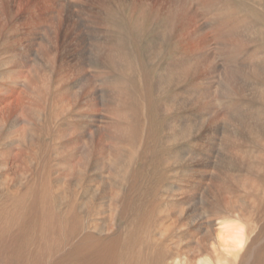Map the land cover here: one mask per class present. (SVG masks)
<instances>
[{"label":"rangeland","instance_id":"obj_1","mask_svg":"<svg viewBox=\"0 0 264 264\" xmlns=\"http://www.w3.org/2000/svg\"><path fill=\"white\" fill-rule=\"evenodd\" d=\"M51 1H0V3L3 2L2 5L0 4V47L3 48L0 50L3 51L0 52V63H4L11 57H14L16 62L23 60L24 57L28 60V62L26 61L27 68L25 70L20 68V76L22 78L24 76V81L11 82L7 86H3L6 90H10L6 93L8 96L2 91L3 88H0V112L3 114H0V120L7 122L5 129L2 130V133L0 132V138H7L9 135L11 138L16 135L19 128L18 125H15V115L20 112L22 105L28 100V97L24 95V90L29 87L30 83L33 85L36 82L37 73L43 68L49 72L51 63L56 61L61 69L58 75L61 74L64 83H66L64 91L61 92V87L58 91L60 93L56 90V83L60 84L55 81L57 75L49 83L48 89L41 91V94H50V109L47 120L43 121L40 114L38 116L41 117V120H38L33 114L30 116H28V113L25 114L32 119L33 126L38 129L39 142L47 145L48 154L56 134L55 132H53L54 134L51 133L52 135L48 134L51 132L50 128L53 120L59 122L58 128L61 131L63 140L59 146L51 150V156H47L45 159L49 163L48 172L51 173L49 196L42 199L43 191L40 182L46 178L40 177L41 172L37 169L39 172L36 170L35 175L37 178H34L38 182L40 181V186L34 188L28 186L31 188H28L30 192L33 191L35 195L28 202L41 200L51 208L54 207L52 209H56L55 214L57 216L66 215L73 218V221H70L71 223L64 224V227L71 231L77 228L80 229L82 226L89 230L91 219L95 217L92 211L97 204L94 201L100 197L101 202L108 206L111 204L108 201L112 198L116 200L119 192L121 199L117 202V205L119 208L118 213L125 216L121 217L123 225L125 221V224L133 228L132 231H135L143 224L141 239L144 242V248L147 250L150 246L149 250L156 251L159 248L155 241L159 240L157 230L159 229L160 214L164 213L174 220L173 210L179 205L184 206L185 201L190 197V193H172L168 189L179 183H182L186 190L194 185L192 176L195 173L191 172V165L182 151L186 155L194 153L195 158L193 161L198 165L205 157L203 152L198 154L200 147L211 145L212 148L214 146L211 153L210 181L208 184L225 182V192L230 194H238L244 188L238 182L246 175L247 165L253 164L256 159L264 158V151L259 150V147L264 146V117H261L264 116V0H180L181 7L178 9L169 4L168 0H80V2L77 0V4L75 0L74 2L73 0H66L67 4L64 3L65 0ZM68 1H71L70 4ZM75 4L76 6H74ZM61 8L63 11L60 10ZM82 10L83 13L80 14ZM59 11H62V13L60 14ZM72 14H75L73 15L74 18ZM193 27L197 28V31ZM183 33L185 34L183 35ZM6 34L10 38L8 41L4 39ZM185 35L188 36L186 40ZM192 47L195 50H193L194 53L191 51ZM2 53L4 54L2 55ZM82 53H85L87 58L78 61L76 57L80 58V54L83 55ZM6 69L10 71L8 66H6ZM16 71H19V69H16ZM39 74V77H41V73ZM85 74L95 78L96 81L91 84H96L104 89L103 96L105 100L102 103L103 105L92 108L94 112L97 111V114L102 117L101 121H103V128L93 137V142H96L97 147L95 146V149L89 147L83 150L85 157L89 156L95 159L97 158V151L100 149L99 163L102 168L97 170L95 167L87 165V168H81L85 172V174H82L81 170L76 167L81 154L76 150L85 140L82 133L85 124L82 118L76 117V114L80 111L87 112L86 108H90L95 104L92 102L83 106L84 102L77 99V97L81 98L86 93L83 90L84 87L78 85L81 83L86 84L85 80L82 79ZM200 76L202 77L200 78ZM234 78L236 82L233 81ZM26 80L29 82L27 83ZM234 84L236 85L234 86ZM21 86H23V89L20 88ZM16 87H19L18 89L22 91ZM80 89H82L81 92ZM14 92L18 93L15 94ZM20 93H23L22 96ZM12 96L14 99L19 98L20 101L17 98L16 101H12ZM33 98L35 103L39 99L37 95H34ZM52 103L57 104L56 108L59 109L63 104L67 105L69 112L62 115L60 120L56 119L57 112L55 110L57 109H53ZM7 104L8 106H6ZM126 112L129 114L128 120L125 118ZM216 112L226 117L218 118L216 116L217 119L215 117ZM51 114L54 115V119L51 118ZM212 114H214V118H212ZM235 114H241L245 120L247 119V122L242 125L244 129L246 128V131L254 130L252 139H249L252 149L246 144L238 147L232 146V143L227 144L226 139H229L227 136L231 135L230 138L235 137L234 134L242 128L234 119ZM193 115H196L191 121L194 136L183 140L189 136V133H184L179 127L175 129L172 124L178 118L185 121ZM228 115H231V120L233 119L232 127H230L232 122ZM227 116L229 121L226 119ZM224 120L229 124H226ZM249 121L251 126L247 128ZM41 123L44 126H40ZM115 123L117 124L115 125ZM126 124L133 125L132 129L135 135L131 131L130 136L126 133ZM209 127L212 128L210 133L208 132ZM59 130L56 129V131ZM147 133L151 135H147ZM140 136L146 138L148 142L140 143ZM42 137L45 139H42ZM174 139H176L175 143ZM9 140L15 150L12 151L13 149L9 146L5 147L4 156H0V203L10 202L9 209L12 212L5 213L3 219H0V264L4 262L21 264L19 257L34 254V249L29 250L27 240L15 242L11 239L10 241L9 236L5 235L6 230L3 228V224L8 215H14V220L10 224V226H14L12 232H17V230L31 232L28 226H32V214L27 215L26 212L22 211L21 206H17V197L13 194L16 183L15 177L19 172V158L17 156L21 150L19 148L20 143L17 144L13 139ZM167 140L172 143L167 144L168 147L165 146ZM98 145L103 146L98 148ZM157 145H160L161 151L158 149L159 147L156 148ZM251 151L252 153H250ZM163 152H170L179 159L176 161L175 157H172L168 160L162 156ZM166 155L171 158L168 154ZM244 157H247V160ZM111 161L115 166L114 170L109 167ZM38 162L41 164L44 161L38 160ZM66 168L68 169L67 172ZM161 169L165 170L163 176L166 180L160 182L161 187L164 188L162 192L148 193L147 190L139 189V186L131 185L132 183H128L131 185L129 187L126 183L116 182V179L125 176H128L127 178L130 180L132 177L143 174H147L145 175L146 182H151L152 179L157 181L158 175H156V172H160ZM193 169L196 173L202 170L200 166L196 168L193 166ZM81 176L84 179L81 186L85 185V188L83 187L80 198L87 200L93 196L92 203L89 202V207H79L78 202L75 200L78 194L70 196V191L65 192L67 195L63 198V187L66 185V180L72 177L74 179L72 183L74 184ZM173 177H176V180ZM253 177L254 179L258 178V181H264V175ZM139 180L138 177L135 184L145 185L143 180ZM4 181L7 183L4 184ZM59 186L61 187L60 190L58 189ZM219 194L215 193L214 189L206 186L200 189V195L203 199L191 203L193 207L190 202H186V207L191 206L194 208L200 217L210 216L213 219L215 216L211 215V212L223 209L220 204L225 197L223 193ZM214 196H216V199ZM69 200H74L76 203V210H78L76 215L78 217L69 214L67 205ZM35 203L34 205L38 204V202ZM111 205L113 206V204ZM203 208L207 211V214ZM90 212L94 216L91 217ZM149 212L150 215H147ZM182 221L187 223L186 218L181 219L180 222ZM65 232V230L60 231L62 236L51 242L53 246H56L58 242L62 245L52 251V254L47 247L38 252L44 260L40 259V264H57L59 259L66 257L67 252L68 254L74 253L73 248L77 247V244H67ZM182 233L184 234L185 231L178 232L176 230L173 235L180 236L183 235ZM17 235L21 236L22 234ZM174 240L176 239H164L158 242L162 243V247L171 248L170 246H173L175 248L181 242L179 243L178 239L176 242ZM40 244L43 245V243ZM20 248L25 249V251L20 253ZM195 249L187 250L184 254L189 264L195 261L194 256L202 250V248ZM174 250L172 251L176 253V250ZM261 252H264V245L259 249L256 259L250 261L249 258L250 262L247 260L246 264H264V255L261 257ZM150 256L151 252L149 253ZM191 258L194 260H191ZM87 259L88 254H83L82 257L79 256L75 259L72 257L70 264H90ZM149 261L151 262L148 259L146 264Z\"/></svg>","mask_w":264,"mask_h":264},{"label":"bare ground","instance_id":"obj_2","mask_svg":"<svg viewBox=\"0 0 264 264\" xmlns=\"http://www.w3.org/2000/svg\"><path fill=\"white\" fill-rule=\"evenodd\" d=\"M75 1H76V4L78 1L80 2V0H78V1L75 0ZM168 1L170 2L169 4H172V6H174L177 9L179 7H181L180 0H168ZM62 2H64V1H62ZM70 2L68 1L69 4H70ZM73 2H74V0H73ZM2 3H0V4L2 5ZM64 3L67 4V1ZM76 4L74 6H76ZM62 5H61V7H62ZM68 6H71V5H68ZM72 6H73V4H72ZM62 8L60 10H62ZM64 8H66V7H64ZM69 8H71V7H69ZM88 10H89V8H88ZM62 11L61 12L59 11L60 14L62 13ZM175 11H176V9H175ZM59 12H57V13L60 16ZM82 13H83V10L80 14H82ZM85 13H86V11H85ZM177 14H179V13H177ZM73 15H75V14H72V16ZM56 16H57V14H56ZM76 17H78V16H76ZM73 18H74V16H73ZM199 27H200V25H199ZM195 30L197 31V28ZM234 31H235V29H234ZM189 32H191V31H189ZM184 34L185 33H183V35ZM199 34H198V36H199ZM191 35H192V33H191ZM186 37H188V36L185 35V40L188 39ZM4 39L7 41L10 40L9 35L6 34ZM192 40H194V39L192 38ZM192 40H190V41H192ZM192 45H194V44H192ZM192 45H190V46H192ZM190 46H189V49H190ZM236 47H238V46H236ZM0 48H1L0 50L3 49L2 47H0ZM186 48H184V49L188 51V49H186ZM182 49H183V47H182ZM195 49H196V47H195ZM193 50H194V48L191 51H193ZM187 51H185V52L187 53ZM194 51H193V53H194ZM0 52H3V51H0ZM3 54L4 53H2V55ZM80 56H81L80 58L76 57V58H78V61H82V60H85L87 58V55L85 53L83 55L80 54ZM90 57H91V55H90ZM11 58H13V59H11ZM11 58L8 59L7 61H5L4 63H0V88H3V86H7L8 83H11V82L15 83L17 81L18 82L19 81L21 82L22 80L24 81V76H23V78L20 76V68L25 70L28 66V64L26 63V61L28 62V60H26L24 57L23 60L21 59L18 62H16L14 57H11ZM6 66L9 67L10 71L6 69ZM189 68H192V67H189ZM16 69H19V71H16ZM60 72H61V69L57 65V62L55 61L54 63H51V65L49 67V72L47 69L43 68L39 72V73H41V77H39V75H40L39 73L36 74V76H37L36 82H34L33 85H32V83H30L29 87H27V89L24 90V95L28 97V100L26 102H24V104L21 107L20 112L15 115V125H18V128H19L16 135L14 137L12 136L11 138L9 135L7 137L8 139L6 137L0 138V156H4V152L6 150L5 147L9 146L11 149H13L12 151L15 150V147L11 146V142L9 139H13V141L17 142V144L20 143V147L19 146L18 147L20 148L21 151L17 156V158H19V160H18L19 172L16 174V177H15L16 183L14 185L15 189H14L13 194H15L17 197L16 198L17 199V206H21L22 211L26 212L27 215L30 213L32 214V218H31L32 219V226H28V228L31 230V232H25V230L24 231L23 230L22 231L17 230V232L15 231L13 233L12 231L14 230V226H10V224L14 220V215H8L7 219L5 220V223L3 224V222H2L3 228L6 230L5 235L9 236L10 241H11V239L15 242H23L24 240H27V243H28L27 246H28L29 250L34 249V254H31L33 252L32 251L30 253L31 254L30 256L19 257L20 258L19 262L21 264H40V259L43 260V258L40 255V253H38V252L41 249H44V247L45 248L47 247L48 251L52 254V251H55L56 249L60 248L62 246L61 244H59L60 242L57 241L58 243L56 242L57 243L56 246L51 245V242L58 240L60 238V236H62V233L60 234V231H63V230L66 231L65 232L66 233L65 239L67 240L66 241L67 244H69V245L77 244V247L73 248L74 253H72V254H68V252L66 251L67 252L66 257H64L63 259H59L57 261V264H70L72 257L75 259L79 256L82 257L83 254L84 255L88 254L87 260L90 261V264H93V262H95V264H146L148 259L151 260V262L149 261L148 264H189L188 261L185 259L184 254H185V252H187V250L188 251L191 249L194 250V248H196V249L202 248V250L200 252L195 251L196 253L197 252L198 253L194 256L195 261L192 264H246L247 260L249 258H250V261H253L256 259V257L258 256L257 253H258L259 249L264 245V208L262 209V207L264 206L263 205L264 204V185H263L264 181L263 180L258 181L257 180L258 178L254 179L253 176L259 177V176L264 175V158L263 159H256L253 162V164L247 165L246 175H244L242 180L238 182L241 185H243L244 188L238 194H236V193L230 194V193L225 192L226 191L225 182H221V183H217V184H213V183L208 184V182L210 181L209 180V178H210V172H209L210 167L209 166L211 164V155H212L211 153H212V148L214 146L212 148H211V145L207 146V147H204V146L200 147L198 154L203 152V155L205 157H204L203 161L202 162L200 161L201 163H199L198 165H196L197 163H195L193 161L195 158L194 153L186 155L184 151L180 150L183 152L187 161L190 163L191 172L195 173V175L192 176V180H193L194 185L192 187H188L187 190L184 188V185H182V183H179L177 185H173L168 189V191H170L172 193L173 192L190 193V197L187 200L185 199L186 201L184 203V206L179 205L173 210L172 213H174V215H175L174 220H172L171 218L166 216L164 213L160 214L159 229L157 230V233H159V240H164V239H166V240L176 239L177 240L178 239L179 240L178 242L179 243L181 242L178 246H175V248L173 246H170L172 249L169 247H167V248L162 247L161 246L162 243L160 244L158 242L159 240L155 241V243L159 247V248H157L156 251L149 250L150 246H148L147 250H146V248H144V242L141 239V236L143 234V224L140 225L138 227V229L135 231H132L131 229H133V228L128 227L125 224V221H124V225H123L121 217L123 218L125 216H124V214L121 215L120 213H118L119 208L117 205V202L121 199L119 192H118V196H117L116 200L112 198L110 201H108V202H111V204H113V206L111 204L106 206L103 202H101L100 197L98 200L96 199L94 201L95 204H97V205L94 204L96 208L92 211L95 214V217L91 219V224L88 227L89 230H86L82 226L80 229L77 228L74 231H71L67 227H64V224H66L70 221H73V218H69L68 216L61 215V214H60L61 216H57L55 214L56 209H54V210L52 209L54 207L51 208L46 202H42L39 199H38L39 201H37V200L34 201V202H36L35 204H37V202H38L37 205H34V202H28L29 199L32 200L35 197V195L33 194L34 192L33 191L30 192L29 189H31V188H29V187L32 186L34 188L35 186H40L39 185L40 181L38 182L34 178V177H36L35 172L37 169L41 172L40 177L46 178L45 180H41V182H40L42 184V191H43L42 199L49 196L51 173L48 172V164L49 163L46 162L45 159L47 156H49V157L51 156V150H53L56 146H59L61 141L63 140L61 131L58 128L59 122H55V120H53V123H51V128H50L51 132L48 134H51L53 132H55L56 134L54 135L55 140L52 141V146H51L52 148L48 154L47 153L48 149L46 147L47 145L45 143H44L45 144L44 145V144H41L39 142L40 137L37 134L38 129L33 126V121L28 116L33 114L34 116H36L38 118V120H41V117L38 116V114H40L43 117V121L47 120V118H48L47 115H48V112L50 109V106H49L50 94H41V91L43 89H48V87L50 85L49 83H51V81H53V79ZM182 77H183V75H182ZM201 77L202 76H200V78ZM235 78L233 81L236 82ZM82 79L85 80L86 84L81 83L78 85L83 86L84 87L83 90H85L86 93L83 97H81V98L77 97V99L81 102H84L83 106L85 104L92 103V102H94L95 104H93L90 108H86L87 112L86 111H80V113L77 112V114H76V117L82 118L83 122L85 124V128L84 129L82 128V133L85 137V140L82 142V145L79 147V149L76 150V151H79L81 153L80 157H79L80 160H79V162H77L76 167L79 170H81V168H83V169L87 168V165H89V167L92 166V167H95L97 170L98 169L101 170L102 166L99 163L100 149L98 151L94 150L95 152L97 151V154H96L97 158H95V159H92L89 156L85 157L83 154V152H84L83 150H85L89 147H92L94 149H95V146L97 147L96 142H93V137L95 134H98L99 131L103 128V121H101L102 117H100L97 114V111H95L96 112L95 113L92 108L95 106L99 107V105H103L102 103L105 100L104 96H103L104 89L102 87L100 88L96 84H91L92 82H94L96 80L94 77H90L89 74L83 75ZM55 81L60 83V84H57L55 82L57 85L56 86L57 92L59 91V87H61V89H62L61 92H63L65 87H66V83H64L62 75L61 74L58 75L56 77ZM26 82L28 83L29 81L26 80ZM182 82H184V81H182ZM235 85L236 84H234V86ZM237 85H238V81H237ZM23 86H21L20 88H22ZM25 86H27V85H25ZM161 86H162V84H161ZM16 88L18 89L19 87H16ZM18 90H20V89H18ZM81 90L82 89H80V92H81ZM2 91L5 92V94H6L10 90H6L5 88H3ZM20 91H22V90H20ZM80 92H79V94H80ZM16 93H18V92H16ZM58 93H60V92H58ZM123 93L125 94V92H123ZM163 93H164V90H163ZM20 94L22 96L23 93H20ZM187 94H188V92H187ZM2 95H3V93H2ZM6 95L8 96V94H6ZM34 95H37L39 98L36 103L34 102V98H33ZM126 98H128V97H126ZM15 99L13 97L12 101ZM18 99L19 98H17V100ZM174 99H176V98H174ZM19 101H20V99H19ZM19 101H17V102H19ZM181 101H182V99H181ZM2 103H5V102H2ZM108 104H110V103H108ZM54 105H56V106L54 107ZM6 106H8V104ZM52 106H53V109H55L57 107V104L52 103ZM126 106H127V104H126ZM7 108H9V107H7ZM10 109H8V110H10ZM56 109H57V110H55L57 112L56 119H58V120H60V117L62 115H64L66 112H69L68 106L64 105V104L60 107V109L59 108H56ZM18 110H19V108H18ZM166 110H168V109H166ZM172 110H174V109H172ZM224 110H227V109H224ZM246 111H247V109H246ZM239 112H241V111H239ZM11 113H13V112H11ZM14 113H15V111H14ZM25 113H28V116ZM212 113H214V112H212ZM216 113L218 114V112H216ZM216 113H215V117L216 116L218 118L226 117V116H222V114L217 115ZM227 113H228V111H227ZM0 114H2V112H0ZM52 114H51V118L54 119V115H52ZM118 115H119V113H118ZM128 115L129 114L126 112V114H125L126 120H128L127 119ZM213 115L214 114H212V118H214ZM224 115H225V113H224ZM240 115L235 114L234 119L236 120V122L238 123L239 126H242V125H244V122H247V119L245 120V118H243L244 116H242V115L240 116ZM165 116H166V113H165ZM195 116L196 115H193L191 118H188L185 121H182L181 119L178 118V120H175L173 122L172 125L175 129H177L179 127L182 131H184V133H189V136L184 138L183 140L192 138L194 136L193 130L191 129L193 127L191 124V121H193V118ZM228 116L226 119H227V121H229L228 118L230 117V121L232 122L230 127H232L233 119L231 120V115L229 117ZM73 117H75V116H73ZM261 117H264V116H261ZM248 118H250V117H248ZM9 119H10V117H9ZM224 121H226V120H224ZM227 121H226V124L228 123ZM253 122H254V120H253ZM249 123H250V121L248 122L247 128H250V126H251ZM6 124H7L6 121H4L2 119L0 120V132L1 133H2V130L5 129ZM116 124L117 123H115V125ZM216 124H218V123H216ZM104 125H106V124H104ZM40 126H44V125L41 123ZM20 128H22V129L20 130ZM132 128H133L132 124H126V127H125L126 130L125 131L129 136H130V131L132 132L133 135H135V132L133 131ZM56 129L59 131H56ZM153 130H154V128H153ZM211 131H212V128L209 127L208 132L210 133ZM219 131H221V130H219ZM223 131H225V130L223 129ZM253 131H246V128L244 129L242 126V128L239 132H237V133L235 132L236 133V134H234V135H236L235 137L230 138L231 135L227 136V137H229V139H226L227 144L232 143V146H236V147L241 146L243 144H246L252 149L253 147L251 146V141L249 139H252ZM215 132L217 133V131H215ZM191 133H192V135H191ZM45 134L47 135V133H45ZM147 135H151V134L147 133ZM42 139H45V138L42 137ZM101 139L103 140V138H101ZM144 142H148V141L143 136H140V143H144ZM175 142H176V139H174V143ZM17 144H16V146H17ZM167 144H172V143L169 140H167L166 145L165 144L164 145L166 147H168ZM204 144H206V143H204ZM207 144H209V143H207ZM212 144H213V142H212ZM199 145H200V143H199ZM100 146H103V145H98V148ZM159 146L160 145H157L156 148H158ZM18 147H17V150H18ZM158 149L161 151L160 147ZM214 150H216V149H214ZM259 150L264 151V146L262 148L259 147ZM173 153H174V151H173ZM190 153H192V152H190ZM250 153H252V151ZM166 154H168V156H170L171 158L167 157ZM162 156L166 157L168 160L172 159V157H175L176 161L179 159V158H176L177 156H175L174 154L172 155V153H170V152H166V153L163 152ZM199 156H201V155H199ZM244 158L247 160V157H244ZM38 160L39 161L43 160L44 162L39 164ZM214 160H216V159H214ZM6 161H7V159H6ZM4 164H5V162H4ZM124 166H125V164H124ZM193 166H194V168L200 166V168H202V170H200L199 173L198 172L196 173L195 170L193 169ZM109 167L112 170L115 169V166H114L112 161L110 162ZM83 169L81 170V173L85 174ZM67 171H68V169L66 168V172ZM68 173H70V172H68ZM123 173H126V172H123ZM37 174L39 175V173H37ZM145 175H147V174L132 177V179L130 178V180L127 178L128 176H125L124 178L116 179V182H121L124 184L126 183V185L128 183H132L131 185L139 186V189L141 188V190L143 189L144 191L147 190L148 193L162 192L164 190V188L161 187L162 185L160 184V182L166 181L164 176H163V175H165V170L161 169L160 172H156V175H158L157 181H154V179H152L151 182H146L147 178ZM138 177L140 178L139 181L143 180V183L145 185L137 184V183L135 184V180H137ZM125 178H126V182H125ZM4 179H6V178H4ZM170 179H172V178L170 177ZM173 179L176 180V177H173ZM6 180H8V179H6ZM73 181H74V179L72 177L68 178L66 180V182H65L66 185H64V187H63V192H64L63 198H65L67 195V193H65V192L70 191V196L72 194H78V196H77V198H75V200L78 202L79 207H81V206L89 207L90 206L89 202L92 203L93 196L89 197L87 200L80 198V195H81L80 193L82 192V189L85 188L84 187L85 185L81 186L82 181H84L83 177L82 176L79 177V179L74 184L72 183ZM6 183L4 181V184H6ZM90 184H92V183H90ZM131 185L128 184L129 187ZM206 186L214 189L215 193H220V194L223 193V195L225 197V199L222 200L221 204H220L221 206H223V209H219V210L217 209V211L211 210L212 211L211 215L215 216L213 219H211L210 216H207L206 218L203 216L200 217L198 215L197 211L194 208H192L193 206L191 205V203H194V202L199 201V200L201 201L203 199V197H201V195H200V189H202ZM39 189H41V188H39ZM58 189L60 190L61 187L59 186ZM216 191H218V192H216ZM84 192H86V191H84ZM165 193H167V192H165ZM103 197L105 198V196H103ZM214 198L216 199V196H214ZM221 198H223V197H221ZM219 200H221V199H219ZM114 201H115V203H114ZM162 201H164V200H162ZM186 202H190V205L192 207L191 206L186 207L187 206ZM210 202H212V201H210ZM32 203H33V206H32ZM75 204L76 203L74 202V200L68 201L67 205L69 207V214L73 217H78L76 215V213H78V210H76ZM177 205H178V203H177ZM216 205H218V204L216 203ZM9 207H10V202L6 201L2 204L0 203V212H1V218L0 219L1 220L3 219V216L5 213L8 214V213L12 212V210H10ZM218 208H220V207H218ZM203 210L206 211L204 208H203ZM166 212H168V211H166ZM206 214H207V211H206ZM90 215H91V217L94 216L91 212H90ZM147 215H150V212ZM23 218H24V216H23ZM183 218H186L187 223H184V221L180 222L181 219H183ZM73 224H75V223H73ZM17 227H18V225H17ZM176 230L178 232L185 231V233L184 234L182 233L183 235L179 234L180 236H175V235H173V232ZM71 232H73L74 234H72ZM17 234H22V235L19 236ZM94 240H96V241L94 242ZM176 240H174V242H176ZM39 242L43 243V245H41ZM63 244H65V243H63ZM169 244H171V243H169ZM241 244H242V247L239 246ZM145 245H146V243H145ZM159 249H160V253H159ZM173 249L176 250V253H174L172 251ZM22 251H25V249L20 248L19 252L21 253ZM150 252H151V256L149 257ZM263 253L264 252L260 253L261 257L264 255ZM51 254H50V256H51ZM189 258H190V256H189ZM189 258H188V260H189ZM194 259L191 258V260H194ZM12 261H13V259H12ZM260 263H261V261H260ZM3 264H8V263L4 262ZM45 264H47V263H45Z\"/></svg>","mask_w":264,"mask_h":264},{"label":"snow or ice","instance_id":"obj_3","mask_svg":"<svg viewBox=\"0 0 264 264\" xmlns=\"http://www.w3.org/2000/svg\"><path fill=\"white\" fill-rule=\"evenodd\" d=\"M240 247H242V244L241 245H239Z\"/></svg>","mask_w":264,"mask_h":264}]
</instances>
